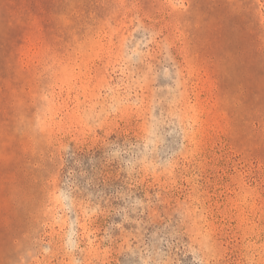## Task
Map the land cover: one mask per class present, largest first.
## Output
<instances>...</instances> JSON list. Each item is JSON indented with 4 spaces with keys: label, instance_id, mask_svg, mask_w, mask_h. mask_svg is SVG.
Segmentation results:
<instances>
[{
    "label": "rangeland",
    "instance_id": "obj_1",
    "mask_svg": "<svg viewBox=\"0 0 264 264\" xmlns=\"http://www.w3.org/2000/svg\"><path fill=\"white\" fill-rule=\"evenodd\" d=\"M0 264H264V0H0Z\"/></svg>",
    "mask_w": 264,
    "mask_h": 264
}]
</instances>
